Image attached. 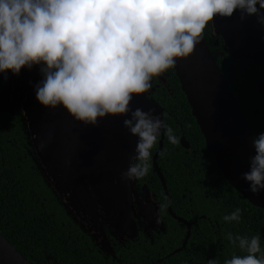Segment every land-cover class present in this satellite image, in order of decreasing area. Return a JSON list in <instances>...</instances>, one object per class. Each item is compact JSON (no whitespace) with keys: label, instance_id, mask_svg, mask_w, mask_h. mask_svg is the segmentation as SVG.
<instances>
[{"label":"clouds","instance_id":"clouds-1","mask_svg":"<svg viewBox=\"0 0 264 264\" xmlns=\"http://www.w3.org/2000/svg\"><path fill=\"white\" fill-rule=\"evenodd\" d=\"M236 12L241 23L254 17L264 28V0H0V73L18 76L22 68L39 66L37 102L48 110L62 106L86 126L125 117L124 128L137 139L120 179L137 181L150 172L161 136L170 145L180 138L162 114L132 108L133 98L147 93L152 78L174 67L177 58H188L205 26L212 28L210 21ZM252 145L255 155L241 178L257 196L264 192V132ZM159 208L162 213L166 204ZM222 219L239 224L241 209ZM225 238L244 254L223 264H264V255H256L264 251L259 232H227Z\"/></svg>","mask_w":264,"mask_h":264},{"label":"water","instance_id":"water-1","mask_svg":"<svg viewBox=\"0 0 264 264\" xmlns=\"http://www.w3.org/2000/svg\"><path fill=\"white\" fill-rule=\"evenodd\" d=\"M239 15L236 12L232 18H214L210 21L211 33L220 38L222 54L233 63L248 60L258 66L260 77L254 93L264 106V28L252 17L241 23ZM173 68L217 169L244 199L264 210V192L252 195L248 183L241 178L249 170L250 157L255 155L254 136L202 34L193 53L188 58H177ZM23 69L21 77L10 72V100L14 104L15 97L20 96L19 123L28 156L72 224L86 233L101 252L112 249L110 236L116 240L137 238L143 222L150 228L165 227L157 197L148 185L140 187L139 180L125 183L120 179L134 155L137 139L124 128L125 117H105L92 127L75 120L62 106L45 109L37 102L34 91L42 79L39 66ZM131 107L154 109L164 119V110L147 93L134 97ZM3 110L0 107V112ZM164 141L162 135L153 155V170L168 199L166 182L157 164ZM180 141L183 148H190L184 136ZM189 234L182 248L173 254L184 248ZM0 264L33 263L0 233Z\"/></svg>","mask_w":264,"mask_h":264},{"label":"trees","instance_id":"trees-1","mask_svg":"<svg viewBox=\"0 0 264 264\" xmlns=\"http://www.w3.org/2000/svg\"><path fill=\"white\" fill-rule=\"evenodd\" d=\"M252 18L255 20L254 17ZM205 27L208 28V25ZM219 52V49L211 51L224 77L229 81L249 129L255 137L264 132V106L259 103L254 93V86L260 77L259 68L248 60H243L240 66L232 64L229 58L224 62ZM169 102V110L176 115L194 151V153L187 152L180 143L170 145L165 140L162 150L164 155H159L157 160L170 197L180 200L175 207L176 213L188 218L185 210L188 198L202 199V202L193 201L197 214L204 213L206 208L214 207L219 214V223L223 230V226L229 223L224 222L222 217L239 207L241 222L230 224L234 231L233 234H244L248 226L250 231L255 229V234L259 232L261 235V246L264 250V210L244 199L228 184L217 169L214 158L208 151L201 131L191 115V109L185 96L178 95L177 99L169 100ZM174 107L178 111H174ZM165 122H169L167 117H165ZM168 124L180 138V127L173 122ZM156 150L157 144L152 151V164L147 178L151 181L149 188L159 195L162 192L160 180L153 170V155ZM3 165L8 166L6 162ZM12 167L17 168L14 173L22 191L19 194L15 188L10 189L8 197L0 203L1 235L33 264H81V243L76 239L80 232L79 229L72 224L56 203L39 174L30 168L29 160L25 162L23 154L22 161L14 163ZM30 174L36 177L37 198L35 203L30 202L29 199L30 181L27 178ZM194 183L200 184L206 191L200 192L196 189L197 187H192L191 184ZM192 243L199 245L195 239L191 238L185 249L171 260H185ZM230 254L232 256L244 253L232 246ZM256 255H264V251Z\"/></svg>","mask_w":264,"mask_h":264},{"label":"flooded vegetation","instance_id":"flooded-vegetation-1","mask_svg":"<svg viewBox=\"0 0 264 264\" xmlns=\"http://www.w3.org/2000/svg\"><path fill=\"white\" fill-rule=\"evenodd\" d=\"M202 36L209 50L214 52L219 49L220 58L226 62L229 56L222 54L221 40L217 36L212 35L209 26L208 28L205 27ZM232 64L241 65V63L237 64L233 62ZM23 74L24 69L22 68L20 77ZM9 75L10 71L7 72L6 78L5 74L0 73V107L4 109L0 112V203L8 197L10 189L15 188L19 194L22 191L19 181H16V174L14 173L17 168L12 167L14 163L22 161V154L25 162L29 160L30 168L34 170L32 160L28 156L26 150V141L21 130V123H19L20 96L15 97L14 104L10 100L11 88L8 84ZM178 95L185 96L173 67L166 69L157 77L152 78L151 89L147 92V96L155 100L164 110V120L165 117H167V121L173 122L180 127V138L182 136L186 138L176 115L168 108V103H170L169 100L177 99ZM173 109L174 111H178L176 107ZM189 146L190 148L188 150L184 149L187 152L194 153L190 143ZM4 162H6L8 166L3 165ZM27 180L30 181V202L34 201L35 203L37 198L36 177L30 174ZM150 183L151 181L148 180L147 176L139 180L140 187L144 184L149 185ZM215 185L216 184H214V186ZM8 186H10V188H8ZM160 186L162 197L161 194L158 195L154 193L157 197L159 206L161 203L166 204V209L162 213L159 211L165 227L163 225H158L150 228L145 226L143 222V224L139 225L137 238L134 240H116L110 236L112 249L109 252L99 251L98 248L93 245L89 236L82 230H79L80 232H78L76 239L81 243V264H207V260L210 259H217L218 264H223L225 258L230 259V248H232V245L225 238V234L227 232L233 233L234 231L230 224L223 226L225 230H222V226L219 223V214L216 209L214 207H209L206 208L204 213L197 214L193 201L202 202L203 200L188 198L185 205L188 218L180 216L175 210L180 200L170 197L166 185L168 193L167 199L161 183ZM191 186L194 188L197 187L196 189L200 192L206 191L200 184L194 183L191 184ZM255 232V229L250 231L248 226L244 234L253 235ZM188 233H190L189 238L184 248L180 252L173 254L176 250L182 248ZM191 238L195 239L199 245H195L194 243L191 244L185 260H171L175 255L181 253L185 249Z\"/></svg>","mask_w":264,"mask_h":264}]
</instances>
